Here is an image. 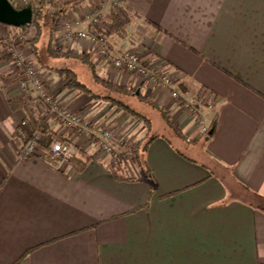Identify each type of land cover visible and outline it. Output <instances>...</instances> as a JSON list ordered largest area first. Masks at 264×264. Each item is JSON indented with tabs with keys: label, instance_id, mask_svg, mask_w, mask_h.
<instances>
[{
	"label": "crops",
	"instance_id": "crops-1",
	"mask_svg": "<svg viewBox=\"0 0 264 264\" xmlns=\"http://www.w3.org/2000/svg\"><path fill=\"white\" fill-rule=\"evenodd\" d=\"M123 1L134 14L124 34L132 38L123 43L125 36L113 35L114 46L151 52L183 74L184 99L207 91L214 106L194 116L168 93L156 94L142 78L93 55L102 76L169 111L186 138L162 117L176 139L143 125L150 172L129 169L136 181L117 179L111 157L93 143L80 146L83 160L92 157L82 170L39 151L25 158L28 130L20 123L29 116L33 125L45 113L30 109L17 83L5 86L1 77L16 69L9 40L24 35L23 45L31 31L0 22V264H264V0ZM76 7H54L50 17L64 21ZM71 48L90 53L91 45L76 40ZM32 50L24 52L34 59ZM40 70L59 103L135 134L129 115L65 89L50 68ZM9 98L25 105L13 108ZM203 126L213 131L208 140ZM69 140L79 151V141Z\"/></svg>",
	"mask_w": 264,
	"mask_h": 264
},
{
	"label": "built area",
	"instance_id": "built-area-1",
	"mask_svg": "<svg viewBox=\"0 0 264 264\" xmlns=\"http://www.w3.org/2000/svg\"><path fill=\"white\" fill-rule=\"evenodd\" d=\"M13 7L20 10L38 8L42 5V0H8ZM50 4L68 5L76 4V9L73 14L68 17L67 21H63L62 38L60 39L64 47L68 50L76 40L87 42L91 45L90 50L94 51L99 59L106 65L112 67L122 74H134L142 78L143 82L150 88L155 90L156 94L168 93L170 98L180 101L183 108L188 110L192 115L197 116L200 113V108H213L214 97L210 92H200L196 95L193 101L184 99L178 89L179 83L183 79V74H173L165 68L161 63L155 61L154 55L148 51L138 49H125L123 47L111 46L109 37L106 32L109 30V23H112L111 16L115 15L122 19L127 26L132 22L134 15L127 9L123 0H49ZM85 25V27H84ZM131 33L125 35L123 43L130 42ZM25 40L24 35H19L9 40L8 56L15 63V67L21 68L23 72L19 78L17 85L20 91L28 95L34 91L35 96L30 99L29 107L42 108L45 115L55 113L64 126L72 130H77L78 135H81L90 128V131L85 133L88 136H96L101 148L106 150L113 160H119L122 154L132 155V150L126 147V142L122 138H118L113 130V127L104 125L103 123H91L90 120H85L84 115L76 113L71 108L56 102L53 96L49 94L45 87V81L36 75V66H31L30 58L25 55L24 48H21L19 40ZM32 87H31V86ZM26 91L28 93H26ZM25 95V96H26ZM29 116H25L21 123V129L28 130L27 136H30L29 141H25L23 147V155L31 156L40 150L36 141L40 137V133L33 128L29 129ZM91 124V125H90ZM208 127H202V133L205 135ZM52 137V133H47ZM118 146L123 150L119 152ZM127 148V149H126ZM121 154V155H120ZM72 143L64 140L54 139L51 144L50 159L59 160L60 162H70L75 157ZM136 157V155H134ZM134 158V157H133Z\"/></svg>",
	"mask_w": 264,
	"mask_h": 264
},
{
	"label": "trees",
	"instance_id": "trees-1",
	"mask_svg": "<svg viewBox=\"0 0 264 264\" xmlns=\"http://www.w3.org/2000/svg\"><path fill=\"white\" fill-rule=\"evenodd\" d=\"M14 8L20 10L17 7ZM44 12H45L44 3H42V5L34 9L32 23L30 25L21 26V28L24 29L25 31L31 27H35L37 29V36L30 41L31 46L34 48V53H35L34 60L36 58V62L39 63L42 67L50 68L51 70L58 73L60 76H63L66 79V83L64 85L66 89L77 90L91 96L96 101H104L110 103L111 105L120 109L123 113H126L127 115L143 123L146 129L148 130V132H151V130L154 127L151 112L153 114L154 113L156 114L158 112V114L161 115V117L165 120V122L176 133L186 138L182 130L172 121L169 111H165L161 109L158 103L151 100L143 92L141 91L136 92L131 87L113 83L109 81L106 77L102 76L97 71V66L93 61V56L91 53L80 52L74 49L56 50L52 45L54 39V37L52 36L53 34H50L48 48L46 49L48 55L53 57H67L71 59L81 60L86 65V68L90 71L93 81L99 86L103 87V89H106L107 92L100 93L92 89L89 84L81 80L78 72L73 68L48 67L47 63H45L44 60L41 58V54L39 53V48L37 46V42L40 39V36L42 34V29L44 26V22H43L44 19L42 18ZM111 19H112V23H109V30L106 32V35L109 37V42L111 46H114L111 37L113 35H118L119 38H124L125 36L124 34L126 33V29H127V24L124 23L120 17L115 15H112ZM21 74H22L21 68L17 67L12 73L8 75H3L1 79L5 86H11L16 83V81L18 80L19 76H21ZM8 100L9 103L13 106V108H16L15 106L17 105L18 106L25 105L20 99L9 98ZM51 119L60 120V118L55 113H49L33 124V129L40 133V137L36 141L37 146L38 148L43 149L45 151L47 158H50L51 156V144L54 139L64 140L66 142L71 143L69 139H63L61 137L56 136V134L53 132V129L51 128V124H50ZM215 122L216 121L214 120L211 125L212 128L215 126ZM49 132L52 133V137L47 135V133ZM212 132L213 131H209V130L207 131V133L205 134L206 140L210 139ZM30 139L31 137L27 136V141H29ZM148 142L141 143L142 145H140L139 148V153H141L143 157L142 165L145 167L146 165L144 161V153L147 148ZM23 152H24V147L21 149L20 155L24 156ZM78 153L81 157H74L70 162H73L75 164L74 167H76L77 170H82L92 160V157L87 156L83 160L82 157H84V152L78 151ZM35 155L36 154H33L31 156H35ZM29 157L30 156H25V158H29ZM111 165L114 167L113 162L111 163ZM112 170L114 172V176L119 180H126V181L137 180L136 177L131 176L125 170H123L122 172H118L117 170H115V168H113ZM144 171L145 173L150 172L147 167L146 169L144 168Z\"/></svg>",
	"mask_w": 264,
	"mask_h": 264
},
{
	"label": "rangeland",
	"instance_id": "rangeland-1",
	"mask_svg": "<svg viewBox=\"0 0 264 264\" xmlns=\"http://www.w3.org/2000/svg\"><path fill=\"white\" fill-rule=\"evenodd\" d=\"M42 1H43L42 3H44V9H45V12H44L43 17H42L44 19L43 20L44 26L42 29V34L40 36V39L37 42V46L39 48V53L41 54V58L44 60L45 63L50 64V65L55 66V67H70V68H73L74 70L77 69V72H78L81 80L86 82L87 84H89L92 89H94L100 93L107 92L106 89H103V87L99 86L98 84H96L93 81V78L91 77L90 71L86 68V65L81 60L71 59V58H67V57H55V58L48 57V53H47L46 49L48 48L50 34H53L52 35L54 37L53 41L54 40L56 41L54 43L52 42V45L56 50H61V49L64 50V49L68 48V47H64L63 43H61V41H60V39L62 38V35H63V32H62V28H64L63 27V20H59L58 22L55 23V20L50 17V15L52 14L51 9H54V7L57 8V7H61L64 5H57V4L53 5V4H50L51 2L49 0H42ZM72 4L73 3L68 4V5L72 6ZM67 20H68V18L65 19V21H67ZM30 31L31 32H30L28 37L31 40H33L37 36V29L35 27H31ZM57 33H59V35H57ZM131 35H132V33H131ZM19 40H21V39H19ZM23 41H25V40H23ZM30 41L21 45V48H24V50H25L28 46V47H30L31 50L34 49L31 46ZM19 42L22 43V40ZM75 43H76V41L73 43V45H70V46L74 47ZM127 43H128V41H127ZM8 46H9V43H8ZM71 49L73 50L75 48H71ZM32 52H33V50H32ZM90 53L92 54V56L96 54L94 51H91V50H90ZM34 55H35V53H34ZM51 57H53V56H51ZM29 58H30L29 60L32 64L31 66H33V65H34L33 67L36 66V70H35L36 75H39L45 81V87H46L47 91L49 92V94L51 96H53L55 101L58 102V100L50 92L51 88L47 84L46 79H44L40 73V71H41L40 70V67H41L40 64L36 62V58H35V60L31 57H29ZM93 61L96 64L94 57H93ZM15 68H17V67H15ZM21 71H22V69H21ZM20 77L21 76H19V78ZM19 78H18V80H19ZM18 80L16 81V83L18 82ZM64 80L66 83L65 78H64ZM91 82H93L94 84ZM26 93H28V92L26 91ZM25 95L26 94L23 93V96H24L23 100L26 102H29L30 99H32L35 96V95L33 96L32 94H30V97H28V95H26V96ZM35 113H37V112H35ZM151 115H152L153 124H154V129H153L152 134L164 133V134L169 135L171 138L176 139L169 130L164 129L163 126L161 125L162 122L160 120L161 119L160 114L156 115L155 113L153 114L151 112ZM127 117H128V119H127L126 125H131L132 130L136 131L134 135H132V136L130 134L126 135L125 132L123 131V129L118 130L117 127H115V126L113 127V130H114L116 136L118 138H122L126 142V147L130 148L132 150L131 156H128L126 154H122V155L120 154L121 157L119 160H113L111 155L106 150L101 148V145L99 144V141L96 139L97 138L96 136H94V135L88 136L85 133L86 131H90L91 130L90 128H92V126L90 128H88L87 130H85V132L83 134L81 133V135H78L77 130H72V129L68 128L67 126H64L60 120L51 119V121L52 120L54 121V122L53 121L51 122L52 123L51 128L53 129V132L56 134V136L61 137L63 139H69L70 137H75V140L77 139L79 141L78 142V145H79L78 149L81 152H83V151L81 150L80 146L86 147V145L92 144V143H93V145H97V147L101 150L100 152H102L106 156L109 155L111 157L113 165L115 166V170H117L118 172H122L123 170H125L130 174L129 169H132V170L138 169L139 170V169H142V167H143V165H142L143 157H142L141 153H139V148H140V145H142L141 143H145V142L143 139V136H144L143 125L144 124H142L140 122H136L137 120H135L131 116H127ZM94 118H95V116H88V115L85 116L84 115V119L90 120L91 123L99 122V121H96V119H94ZM116 120H117L118 125H121L124 122V118H121V117H118ZM59 121H60V123H59ZM100 123H103V122H100ZM134 123L136 126L133 125ZM103 124L112 127L107 122L103 123ZM28 128L29 129L33 128V125L30 123V121H29ZM120 147L118 146L119 152H121L123 150ZM73 150L75 151V154L78 152L75 150L74 146H73ZM38 151L40 153L44 154V156H46L45 151L43 149H40ZM134 155H136V157ZM216 172H219V171H216ZM219 174L222 175L221 172ZM222 176L224 177V175H222ZM225 178L227 179V181H229V178L227 177V175H225Z\"/></svg>",
	"mask_w": 264,
	"mask_h": 264
},
{
	"label": "water",
	"instance_id": "water-1",
	"mask_svg": "<svg viewBox=\"0 0 264 264\" xmlns=\"http://www.w3.org/2000/svg\"><path fill=\"white\" fill-rule=\"evenodd\" d=\"M32 21L33 10L31 8L17 10L8 0H0V22L21 27L30 25Z\"/></svg>",
	"mask_w": 264,
	"mask_h": 264
}]
</instances>
